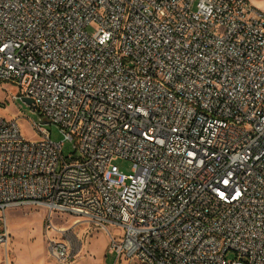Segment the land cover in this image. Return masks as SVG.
I'll use <instances>...</instances> for the list:
<instances>
[{
    "label": "built area",
    "instance_id": "1",
    "mask_svg": "<svg viewBox=\"0 0 264 264\" xmlns=\"http://www.w3.org/2000/svg\"><path fill=\"white\" fill-rule=\"evenodd\" d=\"M0 82L64 136L34 123L29 141L0 116V245L2 212L29 205L104 230L115 264H264V12L250 1L0 0ZM48 250L71 259L69 241Z\"/></svg>",
    "mask_w": 264,
    "mask_h": 264
},
{
    "label": "rangeland",
    "instance_id": "2",
    "mask_svg": "<svg viewBox=\"0 0 264 264\" xmlns=\"http://www.w3.org/2000/svg\"><path fill=\"white\" fill-rule=\"evenodd\" d=\"M258 10L264 12V0H248ZM94 25L88 27L93 34ZM15 83L0 82V116L17 119L22 136L29 141L39 139L32 124H38L49 132L51 140L64 139L59 128L43 122L40 114L19 96ZM73 141L64 140L62 154H74ZM120 171L131 173V162L116 161ZM49 213L40 206H19L2 212L1 224L6 226L8 238L0 245V264H115L116 255L109 250V238L104 230L77 221L73 216L55 214L50 220ZM80 222V223H79ZM61 230V232H60ZM51 239L70 242L71 259L68 262L56 260L48 250ZM233 253L227 254V259Z\"/></svg>",
    "mask_w": 264,
    "mask_h": 264
},
{
    "label": "water",
    "instance_id": "3",
    "mask_svg": "<svg viewBox=\"0 0 264 264\" xmlns=\"http://www.w3.org/2000/svg\"><path fill=\"white\" fill-rule=\"evenodd\" d=\"M27 104L32 105V101L29 98H22Z\"/></svg>",
    "mask_w": 264,
    "mask_h": 264
}]
</instances>
